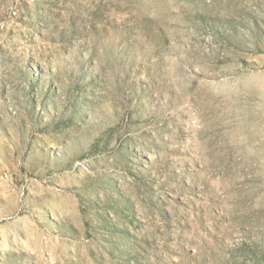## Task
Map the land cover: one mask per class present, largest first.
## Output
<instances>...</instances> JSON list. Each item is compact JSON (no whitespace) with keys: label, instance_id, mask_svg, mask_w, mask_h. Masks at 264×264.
Masks as SVG:
<instances>
[{"label":"rangeland","instance_id":"obj_1","mask_svg":"<svg viewBox=\"0 0 264 264\" xmlns=\"http://www.w3.org/2000/svg\"><path fill=\"white\" fill-rule=\"evenodd\" d=\"M0 264H264V0H0Z\"/></svg>","mask_w":264,"mask_h":264}]
</instances>
